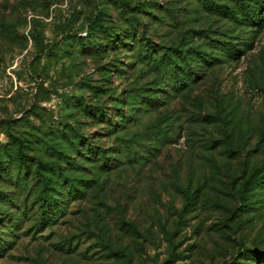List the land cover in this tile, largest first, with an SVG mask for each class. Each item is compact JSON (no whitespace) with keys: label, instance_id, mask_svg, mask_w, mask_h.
Returning a JSON list of instances; mask_svg holds the SVG:
<instances>
[{"label":"rangeland","instance_id":"obj_1","mask_svg":"<svg viewBox=\"0 0 264 264\" xmlns=\"http://www.w3.org/2000/svg\"><path fill=\"white\" fill-rule=\"evenodd\" d=\"M111 1L0 0V150L13 142L15 153L25 141L36 170L39 157L57 160L62 132L96 149L86 159L68 145L65 173L93 183L53 226L36 231L34 215L10 238L0 224L3 241L14 243L0 264H264V22L255 34L200 0H117L139 15ZM101 13L124 36L110 47L93 37L101 53L75 52ZM198 32L249 50L201 68L192 62L199 78L183 92L156 86V74L133 57L147 40L156 56L163 47L209 53ZM149 88L166 89L157 91L160 104L137 105L125 130L78 109L131 116L129 105ZM100 150L115 159L105 171ZM4 184L0 192L21 204L37 199L33 178L25 192Z\"/></svg>","mask_w":264,"mask_h":264},{"label":"trees","instance_id":"obj_2","mask_svg":"<svg viewBox=\"0 0 264 264\" xmlns=\"http://www.w3.org/2000/svg\"><path fill=\"white\" fill-rule=\"evenodd\" d=\"M200 1L202 2L204 8L208 11L227 17L238 23L239 26H241H238V28L244 27L255 34L260 32L257 28H261L263 25L262 23L264 22V0H227V4L222 5L215 4L213 0ZM116 2L119 3L120 8H128L130 11L139 15L140 11L137 10V8L132 7L129 3L125 1L120 3L117 0L111 1L112 4ZM104 16L109 18L111 17L109 13H101L90 20L91 22L88 25L89 37L87 40L83 39L81 36H78L75 39V52L83 54L89 46V48L96 51L95 53H101L103 48L99 43H96L97 41L95 39L92 40L93 37L96 39H103L106 44L105 46L107 47H110L112 44L115 46L119 43L124 34L116 30L113 26H106L103 23ZM134 19L136 18L134 17ZM125 34L129 35L127 36V39H135V32L130 31ZM197 35L202 36L201 38L206 41L205 45L210 51L209 53L197 50L194 51V47H188L187 50H183V48L163 47L161 50L162 55L156 56V52L154 51L156 49L155 45L147 40V42H144L143 44L144 47H141L138 50L137 55L133 57L138 58L140 64L146 65L156 74L160 81L155 83L156 86L169 87L172 90L174 89L176 91L183 92V87L185 85L189 86V82L193 81L194 75L197 74L196 70L192 67V62L196 63L195 67L201 68L204 63L207 65H214L215 62L219 61H232L233 59H237L236 56H240L241 54L244 55L245 52L249 50L248 48L239 50L231 42L221 43L213 40L210 36L204 33L202 34L198 32ZM196 37L198 36L194 33V35H192L193 41ZM124 45L126 46L125 43ZM128 47H130V45H128ZM184 57L186 58L184 59ZM184 61L187 62V64ZM158 89L166 91L165 88H154L153 90H150L149 88L146 90L148 91V94H139L138 96L141 100H143V102L138 99L136 100L135 107L129 105V107H132L133 109V114L131 116H127L126 112L124 113L119 109H116V112L112 113V118H108V116L106 114H102L99 109H94L84 103H80L78 109H81L86 115L94 118L95 120H104L108 128L120 127V129L122 128L125 130L133 124L134 120L132 116H134L135 112L139 109L137 105L156 108L157 105L160 104V99L157 93ZM133 99L135 100L136 98ZM76 103L74 106H77ZM60 135L61 137L58 139L65 141L67 144L66 146H63V149L55 152L54 155L57 160L44 162L39 159V157L35 165H33L36 170H30V158L25 152L27 147L25 141L18 144L19 147L15 153L11 151V149H13V142L11 143L12 147L0 150V181L5 183L4 185L7 187L25 192L27 190V186L29 185V180L33 178L35 179L33 191L37 196V199L29 205L30 200L28 198L24 199L23 204H21L19 200L14 198L13 194H9V192H7V194L0 192V201L2 203H7L5 206L7 208V212H3V214L0 212V224L3 225L1 227L9 231L10 234L7 235H9L8 237L10 238L19 237L15 233L18 231L20 225L27 220H31L34 215L35 217L39 216L37 217V223L32 226L36 229V231H40L45 227L53 226L60 217H63L67 213V208L69 207L67 204H69L70 201H77L85 198L87 192L81 188L82 184L91 187L90 185L93 183V180H80L72 178L65 173L63 165H72L68 160H71L70 154L68 153V145L69 148L71 147L79 153L80 150L83 149V153L86 154L81 155L86 159L89 154L93 155V157L96 155V149L94 146L91 144L89 145L88 141L82 136H78V134H74V136H71L70 139L65 136V132L60 133ZM86 148L89 151L88 153L85 152ZM130 152L128 150V155ZM100 153H103L104 156V160L100 166L101 170L105 171L110 169L112 161L115 159L113 157H107L106 151L104 150H100ZM76 168L77 167H74V169ZM28 175H30L31 178H29ZM60 187L63 189L62 192L56 190V188ZM52 192L57 193L60 199H55L51 194ZM34 210H36V212H34ZM8 214H10V216ZM4 234L5 232H1L0 228V257L4 255L7 249L10 250L11 246L14 244L13 241L4 242L3 237L1 236Z\"/></svg>","mask_w":264,"mask_h":264}]
</instances>
